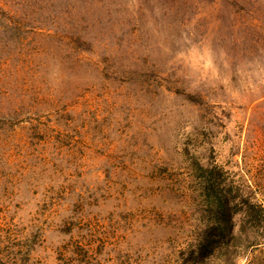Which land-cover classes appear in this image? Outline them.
Returning <instances> with one entry per match:
<instances>
[{
    "label": "rangeland",
    "instance_id": "rangeland-1",
    "mask_svg": "<svg viewBox=\"0 0 264 264\" xmlns=\"http://www.w3.org/2000/svg\"><path fill=\"white\" fill-rule=\"evenodd\" d=\"M0 264H264V0H0Z\"/></svg>",
    "mask_w": 264,
    "mask_h": 264
},
{
    "label": "trees",
    "instance_id": "trees-1",
    "mask_svg": "<svg viewBox=\"0 0 264 264\" xmlns=\"http://www.w3.org/2000/svg\"><path fill=\"white\" fill-rule=\"evenodd\" d=\"M262 209V207H260ZM255 214V213H254Z\"/></svg>",
    "mask_w": 264,
    "mask_h": 264
}]
</instances>
